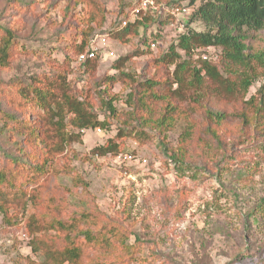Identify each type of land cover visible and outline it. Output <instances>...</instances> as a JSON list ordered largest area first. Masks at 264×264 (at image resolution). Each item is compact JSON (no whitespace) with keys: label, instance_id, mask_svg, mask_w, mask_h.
Listing matches in <instances>:
<instances>
[{"label":"trees","instance_id":"trees-1","mask_svg":"<svg viewBox=\"0 0 264 264\" xmlns=\"http://www.w3.org/2000/svg\"><path fill=\"white\" fill-rule=\"evenodd\" d=\"M164 1L157 0V5L168 6ZM166 1L182 4L181 0ZM138 2L130 0L126 14V5L122 4L123 16L111 25L108 34L111 45L128 44L148 24H157L161 30L170 22V16L154 18L156 15L149 13H141L131 21ZM31 3L26 5L25 0H19L12 8L15 11L25 8L28 12ZM77 3L88 5L87 17L73 15L78 30L69 41L65 35L62 37V42H67L64 59L55 61L49 72L32 75L27 81L0 83V219L13 226L12 220L16 218L10 213L13 209L21 207L25 212L29 205L34 207L23 236L31 253L43 260L37 263L25 257L27 264H132L142 249L141 240L137 238L132 244L128 232L132 206L125 203L112 215L101 211L68 213L67 206L47 191L51 177L62 172L55 169L56 163L73 144L83 142L85 131L107 132L115 123L118 137L149 144L159 138L175 170L194 181L206 180L208 174L221 179L230 165L244 164L236 152L240 145L249 142V148L255 139L264 148V83L246 101L252 86L264 78V49H257L251 41L253 32L264 30V0H190V23L199 21L206 30L198 32L185 25V32L177 34L158 60L166 67L165 78L145 81L127 71V65L155 50L150 45L109 61L111 72L102 77L97 76L108 61L101 56L75 65L78 56L88 51L94 34L107 22V8L100 0H77ZM123 21H128L127 26L122 27ZM160 35L161 32L157 33L155 39ZM18 48L14 31L0 27V70L10 68ZM209 48L219 52L217 60L202 59L201 51ZM86 77L90 80L84 87L82 80ZM117 84L123 86L122 91L115 90ZM123 90L127 91L124 97ZM212 96L242 102L244 108L238 113L212 110L206 103ZM122 98L127 111L116 107ZM161 103L165 106L161 107ZM182 103H200L207 108L209 125L205 137L209 135L218 149L225 147L223 125L230 118L240 119L236 139L240 143H233L231 152L218 153L209 147L208 140H201L199 153L194 154L189 146L194 140V129L188 127L181 134L178 147H169L162 134L174 128L175 119L180 116L178 104ZM119 150L113 144L92 152L102 157L108 154L118 157L122 154ZM244 171L249 179L250 170ZM257 215L264 217V200L254 207L250 217L258 222ZM109 255H117V262Z\"/></svg>","mask_w":264,"mask_h":264},{"label":"rangeland","instance_id":"rangeland-1","mask_svg":"<svg viewBox=\"0 0 264 264\" xmlns=\"http://www.w3.org/2000/svg\"><path fill=\"white\" fill-rule=\"evenodd\" d=\"M17 1L0 0V27L14 31L19 44V52L10 68L0 70V83L4 84L14 79L27 81L32 75L49 72L55 61L61 62L67 45L62 42V37L65 35L68 41L75 37L78 29L73 15L86 16L88 6L77 3V0H25L26 5L32 2L30 11L26 12L25 8L13 10ZM100 2L107 8V22L97 33L109 34L111 25L123 16L120 14L122 4L126 5L125 14L130 9V0ZM180 2L182 8L190 11V0ZM162 3L168 6L154 18L170 16L169 8L175 4L166 0ZM190 17L182 19L188 29L206 30L199 21L190 23ZM176 20L171 17L161 30L157 24H148L128 44L115 42L111 45L117 56H122L147 49L153 41L157 43V49L134 58L127 65V71L138 75L140 81L165 78L166 67L158 60L177 36L172 26ZM159 32L162 35L155 39ZM251 36L255 47L264 49V30L253 32ZM217 54L219 56V52ZM110 64L109 61L104 63L97 77L111 72ZM89 80V77L82 80L84 87L88 86ZM263 83L264 78H261L252 86L246 101ZM122 88L117 84L115 90L122 91ZM206 103L219 112L238 113L244 108L242 102L216 96L209 97ZM178 106L180 116L175 119L174 128L162 134L169 147H178L180 136L188 127L194 129V140L189 144L194 154L199 153L201 140H208L209 147L218 153L231 152L233 143H240L236 140L241 129L240 119L230 118L223 125L221 132L225 147L218 149L209 135L205 137L209 125L207 108L200 103ZM116 107L120 111L128 110L124 98L116 103ZM117 133L115 123L107 132L85 131L83 142L73 144L56 163L55 169L62 172L51 177L47 191L56 196L60 204L67 206L68 213L101 211L112 215L125 203L131 205L128 220L131 243L137 238L142 242L137 261L132 264H264V217L257 215L258 222L250 217L254 207L264 200V148L261 142L254 139L249 148V142L240 145L236 152L245 163L230 165L221 179L208 174L206 180L194 181L175 170V165L164 154L159 138L149 144L131 137H118ZM111 140L120 148L121 155H133L137 161L123 163L111 154L104 157L93 154L97 147L112 146ZM242 168L250 170L249 179ZM29 207L25 212L21 207L10 212L16 217L12 220L13 226L0 219V264H27L25 257L42 262V256L31 253L23 236L27 218L34 212V207ZM109 257L117 262V255Z\"/></svg>","mask_w":264,"mask_h":264},{"label":"built area","instance_id":"built-area-1","mask_svg":"<svg viewBox=\"0 0 264 264\" xmlns=\"http://www.w3.org/2000/svg\"><path fill=\"white\" fill-rule=\"evenodd\" d=\"M138 5H136L135 9L131 13V21H134L137 19L141 13L151 14V15H157L161 14V10L165 8L164 5H157V0H137ZM170 16L173 17L176 20V24L172 23L173 28L178 33H184L185 32V23L181 20V17L186 18L188 17L190 11H186V9L182 8V6L172 5L169 8ZM128 21L122 22V27L127 26ZM152 49H157V43H151L150 44ZM211 52V54H210ZM202 53V59L203 60H210L218 59L217 52H212V49L209 48L207 51H201ZM99 56H101L104 61H113L115 58H117V54L115 51L111 48L110 44V38L108 34L106 33H96L94 38L90 41L89 49L86 53H83L78 56L76 60V66L83 65L87 60L90 59H96ZM209 56V57H208ZM97 132L101 133V130L98 129ZM117 160L123 163H132L137 161L136 157L133 155H120L117 157ZM117 161V162H118ZM25 237V236H24Z\"/></svg>","mask_w":264,"mask_h":264}]
</instances>
